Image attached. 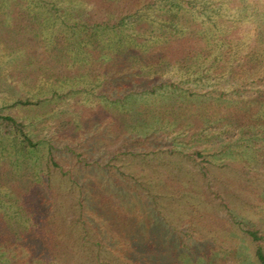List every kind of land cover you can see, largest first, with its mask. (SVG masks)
Returning a JSON list of instances; mask_svg holds the SVG:
<instances>
[{
  "label": "rangeland",
  "instance_id": "1",
  "mask_svg": "<svg viewBox=\"0 0 264 264\" xmlns=\"http://www.w3.org/2000/svg\"><path fill=\"white\" fill-rule=\"evenodd\" d=\"M89 1L93 17L106 8L103 0ZM54 19L55 26L52 18L46 28L39 24L42 37L35 38L26 18H0V113L21 119L41 143L27 149L0 132L5 226L29 225L39 192H31L32 180L47 171L49 154L73 173L135 138V149L157 150L151 162L164 165V173L152 167L149 175L179 193L162 211L173 230L170 244L176 239L179 247L171 262L259 264L245 229L264 234V0H157L141 25L98 33L100 47L79 33L80 46L90 47L73 52L75 60L60 38L67 25ZM75 19L105 18L68 23ZM119 37L121 51L102 47ZM51 52L63 53V64H50ZM167 82L175 85L163 87ZM18 98L39 104L12 105ZM95 177L89 171L84 178ZM54 186L66 194L61 183ZM66 202L69 222L74 198ZM37 263L27 249L0 241V264Z\"/></svg>",
  "mask_w": 264,
  "mask_h": 264
},
{
  "label": "trees",
  "instance_id": "2",
  "mask_svg": "<svg viewBox=\"0 0 264 264\" xmlns=\"http://www.w3.org/2000/svg\"><path fill=\"white\" fill-rule=\"evenodd\" d=\"M94 1L98 5L100 0ZM103 1V7L106 8L93 17L94 6L89 11L83 0H26L24 3L23 0H0V18H26L27 26L32 24L34 27L35 38L42 37L38 34L39 24L43 23L46 28L47 24L51 25L48 18H52V25L55 26L57 23L54 18H60L61 23L67 25L66 28H61L64 33L60 36L61 41L70 44L71 48L68 46L66 52H71L68 58L75 60L77 56L73 52L81 47H90L86 43L80 46L79 33H86L92 47H100L98 33L106 30L121 32L129 26L141 25L157 2ZM87 2L90 3L89 0ZM12 11H16V14L13 15ZM40 18L46 19L41 21ZM68 18L105 19L91 23L75 19L70 24ZM102 45L104 49L116 50L117 53L123 48V38L119 37L118 40ZM64 57L63 53L57 57V54L51 52L49 59L53 60L49 63L63 64ZM107 81L112 82L111 79ZM167 83H163V87L175 85ZM151 92L157 91L152 88ZM134 93L136 90L125 92L124 97L131 100ZM160 94L168 96L166 93ZM170 97L172 96L167 98ZM119 99L122 101V98ZM18 104L37 105L39 100L18 98L12 103ZM0 132L27 149H37L41 144L33 140L26 123L11 114L0 113ZM137 143L138 140L134 138L110 153L107 159L102 157L93 164L87 160L86 164L77 166L73 173L63 170L54 155L49 154L47 171L40 174L39 179L32 180V183L37 182L36 186L33 185L34 190L30 186L31 192H39H36V198L32 199L28 208L29 225L26 226L19 220L21 225H6L7 228L0 218V241H11L19 246L21 252L27 249L29 256L37 264H174L171 262L172 254L179 247L176 239L170 244L173 230L169 228L171 225L168 227L166 224L168 220L162 211L168 207L165 203L167 199H172V204L179 202V198L175 196L179 193L167 190L163 178L149 175L152 167L155 172L164 173L160 169L164 165L160 161L157 164L151 162V154L153 152L157 156V150L152 149L150 153L137 150L134 147ZM89 171L94 172L96 177L85 179ZM57 182L64 186L66 194L55 191L54 184ZM67 196L74 198V216L69 222ZM51 216L55 217L56 224L55 221L54 224L48 223ZM245 232L255 244V256L259 264H264L262 230L246 228Z\"/></svg>",
  "mask_w": 264,
  "mask_h": 264
}]
</instances>
